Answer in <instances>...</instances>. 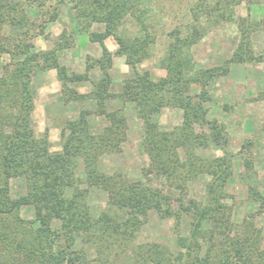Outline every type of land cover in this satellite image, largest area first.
<instances>
[{
  "label": "trees",
  "instance_id": "obj_1",
  "mask_svg": "<svg viewBox=\"0 0 264 264\" xmlns=\"http://www.w3.org/2000/svg\"><path fill=\"white\" fill-rule=\"evenodd\" d=\"M66 2L82 32L102 48V57L90 61L84 73L70 72L60 63L70 40L48 51H37L33 44L58 18ZM242 2L219 0L214 7L192 9L193 21L185 32L174 29L168 33L171 41L159 60L165 75L153 80L150 74L138 73L123 82L120 92L113 93L109 74L112 54L104 41L113 37L118 45L115 54L133 67L148 60L157 36L148 22L146 0H0V264H124L127 258L129 264H264L263 230L252 221L237 225L231 219L226 185L233 174L234 155L226 151V126L210 119L205 106L211 99L210 83L229 69L196 70L190 57L191 47L203 36L200 22L205 20L209 27L233 22L234 7ZM32 5L39 8L40 19L28 15ZM127 23L137 26L136 34L128 32ZM94 25L102 26L103 31H91ZM259 28H264V19H239L240 41L229 63L264 61L251 41L253 31ZM62 38L69 39L65 33ZM38 68L57 71L67 103H95L94 111L81 110L63 122L58 152L51 151L48 135L37 136L32 126V75ZM94 69L101 73L97 80L90 74ZM85 82H91L92 88L84 95L74 85ZM194 85H200V93H194ZM116 100L122 107L109 110V102ZM128 103L135 104L143 123L139 149L148 163L139 181L106 174L98 167L103 156L121 152L127 137ZM165 107L182 113L181 123L170 130L160 129L153 121ZM91 115L105 117L107 125L93 131ZM211 142L225 150L224 155L212 160L199 157L196 149ZM254 146V141L247 140L239 154L249 181V199L260 206L258 213H263L264 194L254 167ZM79 161L85 177L78 176ZM201 175L211 180L201 199L187 205V185ZM14 178L25 180V195L11 196ZM92 188L108 197L107 206L97 216L89 202ZM174 202L179 203L177 211ZM26 209H32V217L24 214ZM151 212L161 220L191 217L190 236L179 238L180 251L156 242H137ZM88 245L94 250V259L85 250Z\"/></svg>",
  "mask_w": 264,
  "mask_h": 264
},
{
  "label": "rangeland",
  "instance_id": "obj_2",
  "mask_svg": "<svg viewBox=\"0 0 264 264\" xmlns=\"http://www.w3.org/2000/svg\"><path fill=\"white\" fill-rule=\"evenodd\" d=\"M14 1V0H13ZM219 0H146L149 8V24L157 36V42L153 48L152 56L133 67L128 64L122 56L115 53L118 45L113 37L105 39L104 44L112 54V62L109 74L112 79L111 92L118 93L122 90L123 82L126 79L135 77L136 74H150L153 80H159L165 75L160 67L159 60L165 55L170 38L168 33L174 29H182L185 32L186 26L193 21L192 9L204 5L214 7ZM233 22H221L217 27L205 26V20L201 21L198 27L203 31V36L190 49L191 61L196 70L214 68L218 66L228 67V74L214 79L208 92L211 97L205 106L209 109V118L217 119L223 123L229 134L228 153L234 155L233 174L226 185V192L229 198L226 200L231 208V219L237 225H242L245 220L252 221L255 226L261 228L264 233V212L258 213L260 206L249 199V181L246 176L241 154V147L247 140L255 143L253 148L254 167L261 180L260 190L264 194V61L243 63H229L233 51L237 47L240 36L238 22L240 18L249 17L252 20L264 19V0H243L234 7ZM28 15L33 19H40V11L37 5L27 9ZM128 32L136 34L137 26L127 23ZM203 26V28H201ZM11 31V30H10ZM91 31L102 32V26L94 25ZM68 35L69 39L62 36ZM70 40V48L64 50L60 55L61 65L67 67L70 72L84 73L88 63L102 57L100 43L91 41L89 34L81 30L71 4L66 2L60 8L59 16L51 22L44 31V34L33 40L37 51L53 50L58 43ZM253 49L256 54L264 58V28L254 30L251 35ZM229 63V64H227ZM92 79L100 78V71L94 69L90 72ZM80 94H88L91 91V82L74 85ZM31 90L33 94L34 111L32 113V126L37 136L48 135L52 152L61 150V130L63 122L75 118L81 110L94 111V101H73L67 103L64 100L62 85L58 79L55 69L42 71L36 69L32 75ZM194 93H200V85H194ZM119 101L109 102L108 108H121ZM136 107L133 103L125 106V113L128 119L127 137L121 145V152L105 155L101 158L99 170L112 175L122 174L130 181H139L143 178L142 169L147 165L148 160L142 156L139 144L143 136V123L136 115ZM182 120V113L177 108L165 107L158 114L154 115L153 121L162 130H170L179 125ZM89 124L93 131H101L107 121L103 116L91 115ZM202 131L201 128L197 129ZM225 150L219 149L215 144L207 143L196 149L199 157L207 160L215 159L224 155ZM78 176L85 177L82 161L78 163ZM211 178L201 175L196 180L190 181L187 185V205L193 204L201 199L205 192V186ZM154 184L163 183L154 181ZM85 187V186H84ZM170 191V190H168ZM10 192L13 198L26 194V184L23 178H14L10 181ZM173 195L176 192H172ZM177 195V194H176ZM89 202L92 213L98 215L105 209L108 202L107 195L92 188L89 194ZM192 202V203H191ZM174 209H179V203L174 202ZM32 209H26L24 214L32 217ZM257 213V215H255ZM252 215L255 218L252 220ZM204 228L208 224L204 223ZM191 217L184 215L181 220L176 217L161 220L157 214L151 212L148 223L141 229L137 242H156L170 247L173 251H180L179 238H187L191 232ZM80 247V241H78ZM85 250L91 259H94L92 246H85ZM127 258L124 264H129ZM98 264V263H95Z\"/></svg>",
  "mask_w": 264,
  "mask_h": 264
}]
</instances>
